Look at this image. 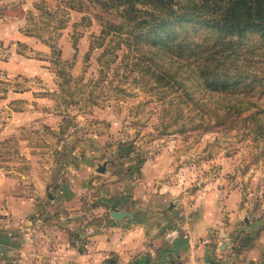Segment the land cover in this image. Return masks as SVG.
Wrapping results in <instances>:
<instances>
[{"label": "rangeland", "instance_id": "1", "mask_svg": "<svg viewBox=\"0 0 264 264\" xmlns=\"http://www.w3.org/2000/svg\"><path fill=\"white\" fill-rule=\"evenodd\" d=\"M10 2L19 21L17 31L15 24L0 30V159L6 167L40 176L41 166L53 164L60 171L51 181H57L79 159L77 152L91 151L98 162L89 185L92 176H107L136 195L143 186L158 188L167 202H224L234 195L264 219V117L222 121L231 103L209 101L177 78L171 85L164 74L138 68L176 56L148 50L162 34L139 33V44L126 29L102 35L124 20L107 8L108 0ZM135 8L150 19L148 6Z\"/></svg>", "mask_w": 264, "mask_h": 264}, {"label": "crops", "instance_id": "2", "mask_svg": "<svg viewBox=\"0 0 264 264\" xmlns=\"http://www.w3.org/2000/svg\"><path fill=\"white\" fill-rule=\"evenodd\" d=\"M10 1L0 0L3 31L18 30ZM76 156L57 181L53 164L38 176L0 159V264H264V219L240 198L167 202L158 188L136 195L107 176L89 185L96 156Z\"/></svg>", "mask_w": 264, "mask_h": 264}, {"label": "trees", "instance_id": "3", "mask_svg": "<svg viewBox=\"0 0 264 264\" xmlns=\"http://www.w3.org/2000/svg\"><path fill=\"white\" fill-rule=\"evenodd\" d=\"M138 3L151 9L149 20L135 11ZM107 8L124 20L102 35L126 29L129 40L139 44V33L162 34L148 50L160 47L176 56L169 62L147 60L138 68L164 74L171 85L177 78L209 101L231 103L217 116L222 121L264 117V0H108ZM249 38L260 45L247 43Z\"/></svg>", "mask_w": 264, "mask_h": 264}, {"label": "water", "instance_id": "4", "mask_svg": "<svg viewBox=\"0 0 264 264\" xmlns=\"http://www.w3.org/2000/svg\"><path fill=\"white\" fill-rule=\"evenodd\" d=\"M123 214H113V217L117 220H121V217H122Z\"/></svg>", "mask_w": 264, "mask_h": 264}]
</instances>
